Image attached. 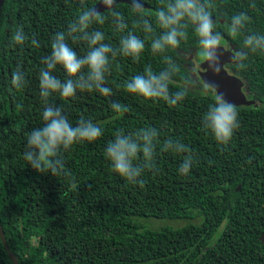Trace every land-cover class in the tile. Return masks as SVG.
Instances as JSON below:
<instances>
[{
	"label": "trees",
	"instance_id": "1",
	"mask_svg": "<svg viewBox=\"0 0 264 264\" xmlns=\"http://www.w3.org/2000/svg\"><path fill=\"white\" fill-rule=\"evenodd\" d=\"M98 1L84 0V6L94 7ZM252 2L217 0L212 19L225 33L226 49L243 47V36L227 35L226 20L236 13L250 18L245 35L264 34V0H254L255 8ZM145 5V15L154 13L158 0H145ZM81 7V0H0V264H264V243L259 240L264 232V55L250 54L243 70L225 64L242 81L245 97L254 101L237 106L239 127L228 145L218 144L201 127L215 92L193 69L191 59L199 54L189 30L180 48L166 54L153 55L146 39L138 60L117 56L106 77V86L113 90L110 97L95 91H78L68 99L59 93L49 97L73 125L83 118L103 132L97 140L61 153L77 188H70L64 177L28 166L23 158L26 133L43 123L41 61L51 51L54 34L65 30ZM115 8L125 14L128 30L141 38L147 35L134 26L131 6L118 3ZM102 14L108 16L107 10ZM18 26L29 36L23 45L11 44ZM153 27L157 31L152 35L158 34V26ZM91 30L102 31L105 42L114 47L126 34L116 32L110 18ZM32 37L38 47L31 44ZM70 45L79 55L87 50L83 43ZM164 55L182 65L170 92L178 91L188 75L198 80L175 107L130 95L123 88L146 65L162 70ZM17 66L26 79L19 90L10 85ZM54 74L65 78L59 66ZM112 101L127 105L129 111L113 112ZM141 127L160 129L157 170H145L143 184H130L112 172L104 149L118 129ZM168 137L188 147L194 159L189 174L178 171L188 153L160 151ZM143 219L186 223L151 229L139 222Z\"/></svg>",
	"mask_w": 264,
	"mask_h": 264
},
{
	"label": "clouds",
	"instance_id": "2",
	"mask_svg": "<svg viewBox=\"0 0 264 264\" xmlns=\"http://www.w3.org/2000/svg\"><path fill=\"white\" fill-rule=\"evenodd\" d=\"M107 10L108 16L93 7L84 6L66 26V29L54 34L51 51L42 58L43 67L39 70L40 98L44 105L42 125L26 133L23 158L37 173L51 174L55 178L64 177L69 180V187L77 188L71 179L61 154L80 142H93L103 134L102 129L91 120L80 119L73 125L62 107L50 103L49 97L54 93L64 98H72L77 92H98L102 96L113 95L112 88L106 86L107 74L111 71V63L117 56L130 57L138 60L145 49V40L150 39L153 55L166 54L169 50L179 49L181 43L189 37V30L196 39L198 54L206 61L208 68L219 74L225 70L220 54L225 33L217 28L213 14L218 11L217 0H158L154 13L145 15V0H132L131 14L136 17L135 27L147 34L144 38L128 30L129 25L125 14L116 10L114 0H100ZM255 8V2L251 3ZM226 16V13H220ZM121 35L118 46L105 42V34L100 30H91L93 25H103L106 19ZM250 18L245 13H236L226 20L227 35L233 38L243 36V47L231 51L230 63L236 70L247 67L246 61L250 54L264 55V34L248 33L247 24ZM153 24L158 26L159 32ZM29 40L23 26H18L11 36V44L23 45ZM71 43H83L86 51L79 55ZM31 44L39 46L32 37ZM165 67L154 71L146 65L141 74L126 80L124 90L133 96L145 100H164L169 106L175 107L186 98L187 92L198 80L195 74L185 77L183 85L176 92H170L169 85L180 72L182 65L170 55H164ZM65 73L61 79L54 74L57 67ZM26 79L20 66L11 73L10 85L14 89H22ZM206 91L207 89H202ZM22 107V105H19ZM110 108L115 113L129 111L127 105L112 101ZM237 106L216 93L212 102L201 118L202 129L210 134L220 145H228L235 129L239 127ZM160 138V129L141 127L131 132L118 129L114 138L104 149V158L109 162L113 173L119 175L130 184H143L140 177L145 170H157L156 153ZM160 151L168 153H188L179 166L181 175L189 174L194 159L188 147L179 139L166 138L160 144Z\"/></svg>",
	"mask_w": 264,
	"mask_h": 264
},
{
	"label": "water",
	"instance_id": "3",
	"mask_svg": "<svg viewBox=\"0 0 264 264\" xmlns=\"http://www.w3.org/2000/svg\"><path fill=\"white\" fill-rule=\"evenodd\" d=\"M115 5L118 3L127 4L131 6L130 0H114ZM97 11L101 13L106 9L100 4V0L94 5ZM144 8H147L144 5ZM221 62L225 65L230 63L231 51L222 46L220 54ZM199 78L205 86L215 92H218L224 96L226 100L235 104L236 106H250L254 104V101L248 100L242 92V81L230 74L226 69L219 74H214L209 68L205 60L202 61L201 66L197 72ZM261 243H264V232L259 237Z\"/></svg>",
	"mask_w": 264,
	"mask_h": 264
},
{
	"label": "rangeland",
	"instance_id": "4",
	"mask_svg": "<svg viewBox=\"0 0 264 264\" xmlns=\"http://www.w3.org/2000/svg\"><path fill=\"white\" fill-rule=\"evenodd\" d=\"M200 56L193 55L192 57V62L194 63L193 69L194 71L197 73L201 64L200 62L202 61H198ZM139 222L143 225H148V227H150L151 229H156L159 228L161 226H172L174 228L176 227H180L183 224H185L186 222L184 221H180V220H168V219H164V220H148V219H143V220H139Z\"/></svg>",
	"mask_w": 264,
	"mask_h": 264
},
{
	"label": "flooded vegetation",
	"instance_id": "5",
	"mask_svg": "<svg viewBox=\"0 0 264 264\" xmlns=\"http://www.w3.org/2000/svg\"><path fill=\"white\" fill-rule=\"evenodd\" d=\"M203 60H204V59H203ZM203 60H202V61H203ZM202 61L200 62V64L202 63Z\"/></svg>",
	"mask_w": 264,
	"mask_h": 264
}]
</instances>
